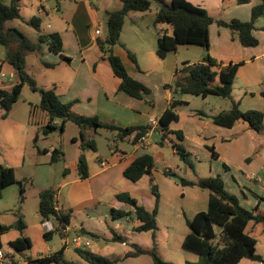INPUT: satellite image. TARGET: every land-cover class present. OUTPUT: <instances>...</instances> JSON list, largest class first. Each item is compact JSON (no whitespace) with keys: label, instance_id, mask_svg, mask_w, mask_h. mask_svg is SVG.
<instances>
[{"label":"crops","instance_id":"0c3cea01","mask_svg":"<svg viewBox=\"0 0 264 264\" xmlns=\"http://www.w3.org/2000/svg\"><path fill=\"white\" fill-rule=\"evenodd\" d=\"M187 1L206 9L216 21L227 22L232 20L251 21L253 8L263 3V0H246V2L240 0ZM57 4V9H54L52 13L41 6L47 12L46 15L40 14L41 8H38V17L42 20L43 32L58 33L63 43L61 54L52 52L47 45H43L40 50L34 52L38 54L36 59L40 62L43 74L40 78L28 72L34 77L39 87L54 88L64 103H73L74 113L86 117H98L102 122L120 128L149 127L151 118L160 120L162 114L174 101L182 102L176 107L179 119L170 124L166 136L163 135L160 127L155 128L146 135L148 140L146 146H140L137 144L138 142H133L135 133L122 139L117 131L104 129L113 134L109 141V145L112 147L111 156L107 158L99 155L88 159L86 152H83L89 167L88 178L81 179L79 176L77 168L79 158L68 163L65 162L63 180L66 182L64 185H70L71 188L66 199L67 205L61 204L60 199L59 203L62 206V211L70 213V223L67 226L70 233L81 234L91 241L92 234L97 238L109 241L113 239V232L119 235L118 232L121 228L115 223L112 222V225L107 226L106 230L102 219L97 217L92 219L87 213V209L82 212L83 217H79L78 213L81 212L80 208H85L88 204L100 206L101 200L108 196L111 210L131 212L135 216L133 208L120 201L117 195L132 192L129 187L134 185L124 182L126 180L124 171L144 154L153 156L154 169L151 176L146 175L134 183L136 185L145 184V187L149 185L148 188H151L152 179L153 184L158 187L160 194L157 214L158 227L160 224L170 227L182 217L187 222V220L194 219L198 213L207 211L210 201L209 191L198 187L180 186L169 178L168 173L181 177L166 161L170 148L173 155H178L174 147L176 145L184 148L191 155V161L197 163V165H193L195 176L189 181L220 176L226 190L238 197L242 207L253 211L259 205V211L264 213V202L258 199L264 197V130L257 133L244 122H239L232 128H224L214 124L211 119L214 115L228 112L233 101L239 103V108L243 112L260 111L264 113V16L260 17L255 24L254 36L259 43L254 47L243 46L228 28L220 26L217 22L210 26L211 56L224 66L229 64H240V66L231 98L220 97L221 100H219L217 96H208L203 100H197L198 96H179L174 95L172 91L167 94L160 93L161 86L173 82L177 71L180 70V63L186 62L190 66L191 61L180 57L179 47L176 51L168 53L164 60H161L157 55L159 32L162 30L172 34L171 27L169 25L156 26L153 17L147 20L148 12L130 13L125 18L120 44L113 50L122 60L128 74L155 93L147 95L143 99H137L120 91L121 80L114 73L109 59L104 56L99 46L100 40L107 39L105 14L109 11L120 10L122 8L121 0H59ZM156 12L157 8L153 12L154 17ZM99 26L103 27L101 36L96 35ZM129 53L135 56L136 63L130 58ZM205 54L206 51H203L196 62H201ZM64 58H68L70 61H66ZM47 69L53 70L54 73L48 75L45 72ZM153 76L159 82L157 87L152 85ZM17 82L18 78L9 84L4 82L0 88H10ZM211 97L216 98L210 100ZM39 104H34V106ZM37 109L39 108H35L33 115ZM199 111L204 112L208 117L199 116L197 114ZM27 112L29 116L31 111ZM44 117L43 124L45 126L48 117L46 114ZM55 124L57 125L56 122ZM98 131L86 130L84 135L95 141L94 137ZM177 132L183 135L182 139L177 136ZM73 140L77 142L78 137H74ZM120 143H129L132 147L127 149ZM97 146L95 141L96 151ZM150 149L153 151L152 153L149 152ZM53 150L55 148L45 150L44 155L49 157V162H51ZM41 162L39 159L36 160V163ZM158 162L164 164V170H157ZM5 165L15 168L14 165ZM122 183L123 188L126 189H118ZM145 192L148 191L145 190ZM39 194H37L38 205L40 203ZM147 194L151 195L147 205L150 206L153 201L155 202V197H152L153 194ZM135 199L139 205L146 208L139 199L136 197ZM26 200L25 196L23 204ZM74 218L76 222L72 225ZM105 218L108 219V215ZM42 221L43 217L41 216V225ZM0 222L2 223L1 220ZM126 223H133L130 226L131 231H134L138 225V221L134 223L131 217L126 218ZM27 230L26 225V229L22 233L20 232V237H28ZM43 231L45 236L44 228ZM106 231H109L111 235ZM156 231L151 232L153 238H156ZM62 248H65V259L69 246L64 245ZM77 250L74 248L78 255L77 259H82L83 264H89L78 254ZM102 250L103 248L95 243L92 248L86 251L102 256ZM18 253L21 254L22 260L19 261L13 256L16 264H32L34 260L50 256L39 253L34 257L25 251ZM79 264L82 263L79 262Z\"/></svg>","mask_w":264,"mask_h":264},{"label":"trees","instance_id":"16d2710c","mask_svg":"<svg viewBox=\"0 0 264 264\" xmlns=\"http://www.w3.org/2000/svg\"><path fill=\"white\" fill-rule=\"evenodd\" d=\"M9 1V3H8ZM0 0V45L7 50L8 63L14 68L18 76V82L10 88H0V110H3V118H7L14 105L19 101L24 86L28 85L33 92L41 96L40 104L32 106L31 115L35 108L41 109L48 117V122L43 128L44 135L58 129L55 124L57 120L62 121L60 130H64L65 123L72 121L81 129L82 139L86 130L108 129L117 131L120 138L124 139L135 133L134 143L150 131V127H128L120 128L116 125L102 122L98 117H86L73 112V103H64L54 88L46 89L38 86L36 80L27 71L26 57L41 49L43 45L56 53L63 52V43L58 33H45L42 30V20L39 17L32 18L28 25L33 27L37 34V42H33L22 31L9 26V22L21 19L20 0ZM246 2V0H240ZM122 8L117 11L106 12L107 39L99 41V46L114 70L116 76L121 80L120 91L131 97L143 99L150 95L152 90L144 84L132 78L122 60L114 53V47L120 44V37L124 27L125 18L130 13L148 12L152 7V0H121ZM158 8L155 17V25H169L172 34L160 30L157 43V55L164 60L168 53L176 51L179 46H200L206 51L203 60L199 63L188 66L185 63L182 70H178L173 82L166 84L165 88L172 89L174 95H192L207 98L217 96L231 98L234 81L240 64H229L224 66L210 54V26L217 22L220 26L228 28L234 37L246 47L258 45V40L254 36L256 21L264 16V0L260 6L252 10V19L249 22L240 20L216 21L209 12L187 0H157ZM130 58L136 63V58L129 53ZM70 61L68 58H64ZM180 75V76H179ZM218 81V84L215 82ZM182 102L174 101L171 106L162 114L159 124L163 135L168 133L172 122L179 119L176 107ZM201 117H208L202 111L197 112ZM214 124L232 128L239 122L249 125V128L257 133L264 130V113L260 111L243 112L239 108V103L233 101L228 112L219 113L211 117ZM181 139L183 135L176 133ZM36 136L34 141L36 142ZM96 151L95 141L91 140L83 144ZM181 159L193 168L191 155L180 146H174ZM61 155L57 149L53 150L51 162H54ZM78 173L81 179L89 176L88 162L84 154L80 155L78 161ZM154 169V158L150 154L139 156L125 171L124 177L132 182L140 181L144 176H151ZM169 171V170H168ZM172 177L180 180L183 186L198 187L210 192V201L207 211L198 213L194 219L187 220L190 233L183 241V247L188 251L200 255L199 263L186 264H239L243 259H250L264 264V258L256 254L257 241L246 232L249 224H262L264 228V213L259 211V205L255 210L249 211L242 207L240 200L235 195L229 193L223 179L220 176L210 178H200L197 181H189L175 174L168 173ZM18 183L15 170L12 167L0 165V199L3 191L8 186ZM151 191L155 197V208L150 211L138 204V201L128 193H120L117 198L130 205L138 221L134 228L137 232H154L158 228L157 214L160 194L158 187L151 179ZM25 189L21 185V202L25 199ZM39 213L43 219L55 217L58 223L64 227L70 223V213L55 210V192L51 189L39 194ZM259 201L264 202V197H259ZM114 218L128 217L131 212H124L112 209ZM15 228L21 233L26 229V224L19 219L14 226H6L0 222V248L1 235ZM53 233H46L45 238L49 239ZM92 238H97L92 234ZM155 238V237H154ZM115 242L127 243V239L113 232ZM135 249L127 253L124 259L135 258L144 254H149L154 264H172L163 261L155 249L146 252L137 244H131ZM10 247L16 252H24L32 247L29 237L21 236L10 242ZM64 250L34 260L32 264H73L64 259ZM78 254L89 264H116L118 260L108 259L104 256L86 250H77Z\"/></svg>","mask_w":264,"mask_h":264},{"label":"rangeland","instance_id":"374dc122","mask_svg":"<svg viewBox=\"0 0 264 264\" xmlns=\"http://www.w3.org/2000/svg\"><path fill=\"white\" fill-rule=\"evenodd\" d=\"M58 1L59 0H20V12L22 18L9 22L8 24L9 26L22 31L33 42H37L38 34L33 27L28 25V22L32 18L39 16L38 8L43 9L42 7H44L52 13L54 9H57ZM164 1L168 2L170 0ZM156 8H158V2L157 0H152V9L148 11L147 20L152 17L155 20L156 16L154 17L153 12ZM44 22L46 23L45 18ZM179 48L180 57L183 59H190V65L197 63L196 59L200 57V54L203 51L205 52V49L200 46H179ZM36 55L38 54L30 53L27 55V71L41 78L43 70L40 66V62L36 59ZM185 63H180V70L184 68ZM15 72L14 68L8 63L6 48L0 45V85H3L4 82H8L9 84L12 80L15 81L18 78ZM45 72L48 75H52L54 73L51 69H47ZM158 83L159 82H157L156 78L153 76V87H157ZM218 83V81L215 82V84ZM161 87V94H167L172 90L165 88V85ZM155 89L154 92H156ZM151 94L155 93L151 92ZM196 98L197 100H203V97L201 96ZM214 98L216 97H211L210 100H214ZM218 99L221 100L220 97ZM40 101V94L33 92L30 87L26 85L22 90L19 101L14 105L7 118L2 117L4 111L0 110V165H14L15 168H12L14 170L16 169L15 173L18 180V183L8 186L3 191L2 198L0 199V220L6 226H14L17 224L19 219L26 223L28 228L27 233L29 235L28 237L32 241V247L25 252L34 257H36L39 253L43 255H53L59 252L65 245L63 237L58 232H54L52 238L50 239L45 238L43 226L41 225V215L39 213L37 194L48 189H53V191L55 190V201L59 202L60 199V203L66 206L68 203L66 199L71 186L64 185L66 182L63 180L65 177V162L68 163L73 160H78L80 155H85L83 152H86L88 159H91L92 157L95 158L99 155L107 158L110 157L112 147L109 145V141L113 137L112 132L100 129L98 134L94 137L98 144L97 151L93 150L91 147H85L83 149V144L88 143L92 140V138L86 136L82 139L80 134L81 129L72 121L66 122L64 130H60V127L62 126L61 120L56 121L58 129L46 136L43 133L45 113L41 109H37L34 115L30 114L28 116L27 112L29 110L31 111L32 106H34V104H39ZM36 136L38 139L35 142L34 139ZM74 137H78L77 142H74ZM123 145L127 149L132 147L129 143H124ZM52 148L59 150L61 155L56 161L49 162V157H45L44 153L45 150H51ZM149 152L152 153L153 151L150 149ZM37 159L42 162L36 163ZM166 161L169 162L170 165L174 167L176 173L181 175L184 179L189 180L194 178V168L187 163L185 164L180 155H173L171 148L167 153ZM192 164L197 165L195 162H192ZM156 168L157 170L162 171L165 169V166L163 163L158 162L156 164ZM169 178L173 179L177 184L182 186L178 178L172 176ZM124 182L134 185H130L129 189H131L130 191L132 192L129 194L132 197L134 195L137 199H139V201L146 206V209L152 211L155 208L154 201L150 206H147L150 202L149 196H151L147 193L153 194L151 188H148L149 185L146 187L145 184L136 185L134 182L127 179ZM21 185L25 189L24 196L27 197L24 204L21 202L20 197ZM118 187V189H126L123 188V183ZM145 190L148 192L146 193ZM109 201L110 198L106 196L101 200L100 206L88 204L87 207L80 208L81 212L78 213L79 217H83L84 215L82 212L85 211L84 209H87V213H89L92 219L95 217L102 219L105 228L112 225V222L121 228L118 233L127 239V243L125 244L115 242L113 239L112 241H109L100 237L92 238L93 244L96 243L103 248L102 256L111 260H118L116 264H154L153 259L149 254L123 260L127 252L135 251L131 244H137L146 252H151L155 249L158 256L163 261L168 263L186 264L200 262V255L188 251L183 247L185 236L190 231L184 217L176 220L174 225L170 227L160 224L158 230L156 231V238H153V234L151 232L131 231L130 226L133 225V223L127 224V217H112L110 213L111 208L108 204ZM107 215L108 219L105 218ZM128 217H131L134 223L137 222V219L133 216V214ZM75 222L76 219L74 218L72 225ZM56 224L58 223L56 222ZM106 232L111 235L109 231ZM246 232L257 241L256 254L264 258L263 225H254L251 223L248 225ZM19 237L20 231L12 228L8 232L1 235V244L4 251L10 253L17 260L21 261V254L10 247V242ZM69 237L72 240L75 237L74 233L71 232ZM77 256L78 255L75 253L73 245H69V251L67 252L65 260L73 264H79V262L83 264L84 262L81 261L82 259H77ZM239 264L263 263L252 261L250 259H243Z\"/></svg>","mask_w":264,"mask_h":264},{"label":"built area","instance_id":"2783aa9c","mask_svg":"<svg viewBox=\"0 0 264 264\" xmlns=\"http://www.w3.org/2000/svg\"><path fill=\"white\" fill-rule=\"evenodd\" d=\"M39 13L44 15L47 14V12L44 9H40ZM162 32L164 33V31ZM102 34H103V27L99 26L96 30V35L101 36ZM149 127H150V131L155 128H159L160 127L159 120H157L156 118H151L149 122ZM147 142H148L147 136H144L138 141L137 144L140 146H146ZM54 206L56 211H62V206L59 204L58 201H55ZM56 222L58 223L55 217H50L48 219H43L42 226L46 233H54V232L60 233L64 239L65 246L73 245V247L78 250H87L94 246L91 240L85 239L81 234L74 235L75 237L71 240L69 237L70 230L67 228V226L64 227L59 223L56 224ZM0 264H16L13 255L4 251L3 248H0Z\"/></svg>","mask_w":264,"mask_h":264}]
</instances>
